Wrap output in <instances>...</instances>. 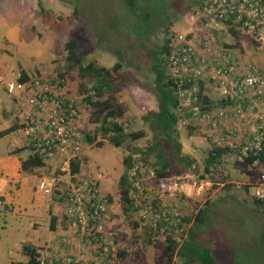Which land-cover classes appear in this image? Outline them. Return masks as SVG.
Listing matches in <instances>:
<instances>
[{
	"label": "rangeland",
	"instance_id": "374dc122",
	"mask_svg": "<svg viewBox=\"0 0 264 264\" xmlns=\"http://www.w3.org/2000/svg\"><path fill=\"white\" fill-rule=\"evenodd\" d=\"M12 1L20 3L22 18H10L5 15L2 19L4 3L14 7ZM12 1L0 0L1 81L15 78L12 68L15 72L47 79L64 72L68 91L82 102L77 124L82 136V150L78 159L79 173L102 174L101 188L105 193L108 190L106 194L113 205L112 227L117 233L120 264H179L180 259L175 254L170 259L164 253L166 242L149 239L147 229L139 222L132 208L124 210L119 194V178L124 171L123 159L129 154L134 161H138L134 165L142 164L146 171L149 169L154 171L147 163L141 162L140 155L132 153L136 147L144 149L152 145L153 126L143 121L141 116L158 109L150 57L139 38L146 35L147 46L156 47L160 45L159 32L163 27L171 26L182 33L192 31L193 23L189 12L196 6L198 0H142L145 4L144 10L146 9L143 14H148L147 19L145 15L142 16L143 20L128 11L123 0ZM162 3L163 7L154 12L152 8H158ZM75 7L77 12L74 11ZM9 15L12 17V14ZM16 24L22 25L19 30L22 33L13 48L7 43L6 36L8 29ZM70 39L76 42V52L81 57L83 65L90 61L96 66L107 68L116 63L120 64L119 71L115 73L117 79L113 87L117 107L122 112L118 121L123 125L124 132L142 131L143 137L137 140L126 139L120 146H115L107 138H102L101 134L94 133L96 123L92 122L93 108L84 99L89 92L90 78L81 79L78 75V65L66 60L65 43ZM223 40L229 42L226 44L236 47L238 52L239 50L243 52L246 48L248 53L244 59L251 60L263 56L264 52L257 49L244 32L240 31L236 37L224 36ZM5 44H8L7 47ZM166 67L170 75V69ZM198 78L204 80L203 94L217 102L221 93L217 88L216 79L208 72L196 76L195 80ZM3 98L8 105L2 102L0 117L9 115L8 123L4 127L7 129L18 125L17 108L9 94ZM251 120L253 121V117ZM188 123L177 124L182 152L195 159V172L188 173L193 174L195 180L203 179L209 183L199 191L191 184H187L184 192L176 194L168 203L181 214V217L194 218L197 212L204 207L207 208L208 212L203 213L205 214L203 223L196 228V235L202 243L212 248L217 264H264V206L255 203L254 195L255 186L264 175L263 166L258 162L243 164L242 158L236 152L230 151L221 157L216 169L206 174L204 161L212 143L206 138L202 126ZM15 130L11 139L21 143L22 132ZM84 134L92 137L93 141L91 143L85 141ZM17 148L20 147L10 148L9 151L14 153ZM21 158L25 157L20 156ZM148 158L149 162H152L155 155L151 154ZM50 171H52L50 167L44 165L31 172L42 177ZM212 177L222 182H213L210 179ZM54 197L57 203L61 201L57 194ZM62 207V203L58 205L60 216ZM40 217L36 220L40 222L38 229L24 227L13 231L10 227L0 232V264L26 262L27 256L22 259L24 256L22 244L25 241L41 246L46 242L51 243L47 244L50 246L59 243L57 240L64 235L61 236L57 230H49L48 217H43L41 221ZM30 243L27 244L32 245ZM41 246L38 248L34 246L37 253Z\"/></svg>",
	"mask_w": 264,
	"mask_h": 264
},
{
	"label": "built area",
	"instance_id": "2783aa9c",
	"mask_svg": "<svg viewBox=\"0 0 264 264\" xmlns=\"http://www.w3.org/2000/svg\"><path fill=\"white\" fill-rule=\"evenodd\" d=\"M193 30L182 33L173 27L162 31L160 38L167 46V65L177 85L179 104L176 112L185 118L179 123L202 126L206 138L215 146L238 151L240 158L264 147V53L245 64L236 62L230 52L217 44L228 34V23H237L264 52V0H200L190 12ZM212 59H211V58ZM261 59V60H260ZM211 73L217 81L220 97L230 100L225 109L202 111L194 102L191 89L182 88L185 80ZM20 76L4 82V89L16 103V120L33 151L44 160L57 159L55 171L42 176L36 189L41 194H57L63 204L67 231L82 248L78 253L51 249L37 256V264H116V230L108 225L110 198L102 192L99 179L71 171V163L79 159L82 136L78 122L82 110L80 100L68 91L65 76L52 79ZM247 100L244 107L241 101ZM186 113L189 115L186 117ZM251 117L261 119L258 126ZM262 128L253 140L251 132ZM129 199L139 222L153 241L166 242L167 236L179 244L187 238L188 223L171 208L169 199L181 194L187 184L197 191L207 180L193 174L157 176L142 164L128 172ZM255 195L264 199V175L255 186ZM69 235V237H71ZM88 246L91 256L83 249ZM42 252V251H41Z\"/></svg>",
	"mask_w": 264,
	"mask_h": 264
},
{
	"label": "trees",
	"instance_id": "16d2710c",
	"mask_svg": "<svg viewBox=\"0 0 264 264\" xmlns=\"http://www.w3.org/2000/svg\"><path fill=\"white\" fill-rule=\"evenodd\" d=\"M200 0H198L197 4ZM263 1V0H261ZM127 6L128 11L135 13L140 19L143 20L142 16L148 18L146 9L144 10V2L142 0H123ZM40 4V2H39ZM164 3L159 5L158 8L154 9V12L158 11L163 7ZM77 12V8L74 9ZM144 19V20H145ZM170 26L163 27L160 29L167 32ZM227 30L229 33L234 34L236 37L237 33L241 30H238L239 26L237 23L232 21L228 23ZM242 32V31H241ZM228 33V34H229ZM147 34V33H146ZM224 36L222 35L217 40V44L220 42H227L223 40ZM140 43L147 51L148 56L150 57V68L154 73V94L156 96L158 109L150 111L141 116V119L145 122H149L153 126L154 138L153 143L150 146L145 147L144 149L136 147L133 150V154L140 155L141 162L147 163L152 167L157 176H168V175H182L188 171H194L195 159L189 154L182 152V144L178 139L177 134V124L183 118L182 115L177 114L176 108L179 104V97L176 93L177 85L175 80L167 73V46L164 40L161 39L159 46L149 47L147 46L146 35L142 38L140 37ZM76 42L73 39L68 40L65 43L66 50V60L71 64L78 65V75L81 79H88L90 83L88 94L84 98L89 104L92 105V122L96 123L94 128V133L101 134L102 138H107V140L115 146H120L123 141L126 139L137 140L143 137L144 133L142 131L136 132H124L123 125L118 121V118L122 115L121 110L117 107L116 98L113 94V87L117 79V73L120 69V64L116 63L111 68L104 66H96L93 61L88 62L87 64H82V59L79 54L76 52ZM222 47V46H221ZM211 58V57H210ZM212 59V58H211ZM59 76H64V72L59 73ZM28 75L22 73L19 77L20 80L28 79ZM196 81V82H195ZM204 80L198 78H190V80H185L182 88L191 89L193 94L197 97V100L194 102L195 105L202 111H211L217 108H224L230 102V100L220 97L217 102H213L208 95L203 94ZM85 87V85H84ZM194 87V88H193ZM198 88V90H197ZM81 102V100H80ZM82 104V102H81ZM241 104L244 107H247L248 101H241ZM189 114L186 113V117ZM252 118V117H251ZM249 118V120H251ZM191 120H187V123L190 124ZM261 119L254 117L253 124L255 126L260 125ZM193 123V122H192ZM199 126V125H198ZM18 128V125L15 124L7 129L0 130V136L7 134L10 131ZM258 128V127H257ZM262 128H258L257 131L251 132L248 135L249 140H253L260 132ZM84 139L88 143L93 141V138L88 134H84ZM100 144V142H98ZM25 148H29L31 153L25 158H21V170L24 173L33 171L34 168L43 167L45 165L44 158L38 152H34L31 144H28L25 147L17 148L15 152H20ZM227 147L224 146H212L207 151V156L204 161V172L206 174L211 173L212 169H216L217 165L220 163V159L227 152H230ZM236 152L240 156L238 151ZM151 154L155 155V158L152 162H149V156ZM243 164H252L254 162L260 163L264 168V147L259 151H250L247 156L242 158ZM138 161H134V158L129 154L123 159L124 171L122 172L119 178V194L124 205V210L131 209L129 193H130V183L128 178L129 169ZM80 167L79 160L71 163V171L73 173L78 172ZM204 176H202L203 178ZM211 181H217L214 177L210 178ZM255 192V190H254ZM255 195V193H254ZM255 203L259 206H264V199H259L255 195ZM208 212L207 208L201 209L195 214L194 218L191 217H181V221L185 223H190L187 228V238L182 242L178 243L173 240L171 236H167L166 245L164 247V253L171 259L173 254L180 259L179 264H217V259L213 254L212 248L205 243H202L199 237L196 235V228H198L203 223V217ZM150 239V238H149ZM23 254L27 256V261L19 264H37V251L36 247L25 244L23 245Z\"/></svg>",
	"mask_w": 264,
	"mask_h": 264
},
{
	"label": "crops",
	"instance_id": "0c3cea01",
	"mask_svg": "<svg viewBox=\"0 0 264 264\" xmlns=\"http://www.w3.org/2000/svg\"><path fill=\"white\" fill-rule=\"evenodd\" d=\"M13 2L14 1H12L14 7H11L9 4L4 3L5 7H3V12L1 15L2 19H4L3 17H5V15L10 18H16V19L20 18V14H22L20 13V9H21L20 3L18 2L13 3ZM9 14H12V17ZM21 27L22 25L16 24L14 25V27H11L10 29L7 28L8 33L6 37L8 38L7 43L10 44L9 45L10 47L15 48V46L13 45H17L19 37L21 36L22 33L21 31H19ZM227 36L234 37L235 35L229 33L227 34ZM226 43L224 41L223 42L219 41L218 45L224 47L228 52H230L236 62H238L239 64H245V62L248 61L247 59H244L247 57L245 54L248 53V50L246 48H244L245 50L243 52H241V50H239L240 52H238L236 47ZM8 44H5V46L7 47ZM12 70H13L12 72H14L13 77L16 78L17 76H21L22 73L15 72L14 68H12ZM5 81L7 80L1 81L0 79L1 108H2L1 106L2 102L7 104V102H5L3 98L4 96L8 95L3 87ZM7 115L0 117V130L5 129L4 127L8 123ZM16 129L20 130L19 125L18 128ZM15 131L16 130H13L3 136H0V232L10 227L13 231L21 230L24 227L26 228L28 227L31 229H38L40 226V222L38 223L36 220L39 218V216H41L40 221L43 219V217L47 216L49 219L47 228L49 230H57L60 233V235L61 236L64 235V237L61 238L59 241L57 240V242L59 243H55L51 246L47 245V244H51L48 242H46L45 245L41 246V245H34L28 241H25V243H23L22 246L27 243H30L33 246H36L37 248L41 246L42 248L38 249L39 251L38 255L40 251L45 252L51 249L62 250L69 253H78L82 248L79 246L78 241L73 236L70 235L69 231H67V225L63 214V207H62L61 216L58 210V205H61L62 201L57 203L58 201L54 200L55 194L53 196H46L44 194H41L39 191H37L36 186L38 180L41 177H38L36 173H32V172L24 173L21 170L20 156H24V157L28 156L31 153V150L29 148H25L22 151H20V154L9 151L10 148L13 147L22 148L29 144V140L27 139V137H25L22 134H21L22 136L21 143L16 140L13 141L11 138H12V133H15ZM8 142L9 144H7ZM57 161H58L57 159L44 160L45 166L50 167V170H52L49 173L55 171L57 167ZM87 175L98 178L99 182L102 177L101 173H97L96 175H91V174H87ZM108 183L109 180L107 182V189H108ZM102 192L105 193L103 190ZM107 192L108 190L106 191V193ZM24 208L25 210H23ZM113 212H114L113 205L111 204L109 211V218H108V225L111 227L113 224L112 222ZM69 235L71 237H69ZM116 248L118 249L117 244H116ZM83 249L86 251L88 256H91V249L88 246H84ZM116 255L117 256L115 262L116 264H120L121 257H118V251ZM23 258L25 259V255L22 257V259Z\"/></svg>",
	"mask_w": 264,
	"mask_h": 264
},
{
	"label": "bare ground",
	"instance_id": "6f19581e",
	"mask_svg": "<svg viewBox=\"0 0 264 264\" xmlns=\"http://www.w3.org/2000/svg\"><path fill=\"white\" fill-rule=\"evenodd\" d=\"M263 200V199H262Z\"/></svg>",
	"mask_w": 264,
	"mask_h": 264
}]
</instances>
